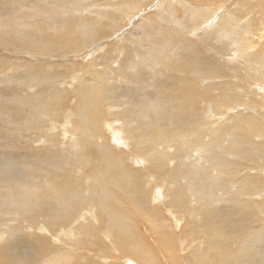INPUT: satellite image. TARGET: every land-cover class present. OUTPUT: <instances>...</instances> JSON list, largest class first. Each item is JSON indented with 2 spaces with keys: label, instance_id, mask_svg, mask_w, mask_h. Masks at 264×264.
<instances>
[{
  "label": "bare ground",
  "instance_id": "6f19581e",
  "mask_svg": "<svg viewBox=\"0 0 264 264\" xmlns=\"http://www.w3.org/2000/svg\"><path fill=\"white\" fill-rule=\"evenodd\" d=\"M25 1L30 5L29 7L38 9V11L42 10L40 6L37 8L36 0ZM74 1L45 0L48 4L52 2L55 8L45 10L46 15L44 17L54 18L59 22L56 27L59 33L57 34L55 31L54 33L52 32V35L60 37V43H66L65 45L58 46L59 41L57 39L52 40L49 44L42 45L40 43L38 45L36 43L33 44L32 40H22L21 48L32 56L41 54L40 57L43 56L48 59L50 58L48 56L49 53H57L59 50L65 53H69L68 51L77 53L81 52L83 48L89 47L90 44L93 47L97 46L100 48L102 46L99 40L103 39L101 36L104 35L102 29L106 27L104 24L119 22L115 16V21H111L114 12H118L120 13L118 16L121 19L125 18L129 23L127 35L131 37L132 47L125 50V44L122 47L123 45L120 43L122 41L115 40L117 43L113 46L115 52L112 56L114 57L110 59L108 64L100 63L101 69L94 72V77L98 79L100 76L98 73L105 71V74L108 75L105 82L108 83L112 79L117 81L118 79L119 85L113 86L115 89H111V84L99 95L93 97L99 90L96 88L92 92H88L89 84L86 82L87 79L81 77L77 81L76 89L73 91L75 102L81 112L78 115V123L72 121L67 131V135L71 139L69 145L78 149V151L72 153L77 154L75 158H77L78 167L76 164H71L69 158H67L68 160L59 159L56 160V163L66 162L68 167L70 166L67 169H71V174L68 175L67 170L55 172L48 169L44 161L37 165L34 164L38 160H42L41 158L34 157L27 160V154L21 153V162L32 163L35 161L33 163L34 166L28 173L29 177L28 175L25 176L22 188H15L18 186L17 179L21 178L18 175L19 173L15 172L16 170H9L8 168V175L0 176L3 188V195L0 194L2 197L1 201H6L10 204L14 203L18 213L21 215V219L29 220L30 223L32 221L31 216L33 217L35 211L44 212L47 207V213H50L45 215V223L42 229L46 227L55 228L62 223L66 224V217L69 214L74 217L79 209L84 208L89 202L96 209L97 214L91 212L88 216L89 218L83 217L81 224L78 223L76 232L81 238L78 237L76 244L80 248L87 249L89 252L96 250L100 254H105L107 247L102 244L104 241L100 243L105 238L110 243V246L119 253V256L115 257L116 259L128 256L136 262L138 260L141 264H152L145 242L140 244V239L135 235L138 228L136 227V230L133 224L131 226L127 222L131 218L127 219L128 217L126 216L127 221L124 219L127 207L125 208V202L118 197V194L119 191L123 192L122 195L128 201L129 197L133 199L134 196H138V198L130 200V202L132 201L131 205L139 206L147 212L148 208L146 209L144 206L145 200L140 201L141 188H138V186H142V174L155 173V181L157 184H161L164 192V195H162L163 199L158 196L157 201L161 200L160 202H163L165 199L170 206L175 204L176 198L171 199L167 194L170 188L169 183L173 182L178 195L185 198V201H188L189 198L191 205L185 204V207H188L189 210L193 211L190 208L195 205V202L200 200L199 204L202 205L203 210L199 216L197 215L200 219L196 220L193 226H199L202 230H209L211 234L221 236L222 241L219 242L221 244H225L224 238H226L225 252L231 250L229 245L233 243V240L225 236L233 230L234 221H238V218H240V221L255 219L259 213L264 214V210H262L264 206L259 197L261 195L264 196V155L261 156L259 154L262 148L264 152V143L258 142L259 146L257 147L246 145L241 147L240 144H244V142L234 136L229 137V135L224 134L228 129H232L238 126L240 122L248 120L252 126L251 130L264 135V122L259 119L260 117L264 119V109L260 110L258 116H250L244 113L245 105H254L256 103L249 87L241 82L233 83L238 85V87H234V85L230 87L221 73L211 72L209 71L210 65H203L205 56H202L200 52L192 47L195 46V39H197L203 43V46H201L202 51L204 53L210 52L209 55L213 58L239 54L245 63L254 69L252 74L261 82L264 80V76L260 75L262 67V70H264V50L260 53V59L245 57L246 50L252 49L255 45L251 39L253 34L251 30L253 29L251 26L252 22L236 18L233 14L234 12L227 9L225 12L223 10V14L214 12L213 5L216 3L222 5L221 0H153L149 11L145 10L149 8L148 6L146 8L143 7L149 0H114V2L108 3L109 8H105L112 11L103 10L101 6H98L96 11L99 15L92 13L91 16L82 15V9L90 11L94 7L93 5L92 7L80 4L77 6ZM220 5H216V7ZM153 6H156V11L150 14L149 12ZM210 7L213 8V12ZM139 15H141L140 18ZM71 20L73 21L71 22ZM100 22L102 25L99 24ZM71 24L75 27L69 29L67 26ZM1 27L3 25L0 23ZM66 31H68L67 34L65 33ZM197 32L198 35H195ZM180 34L184 40L186 39L184 42L179 40ZM71 35L72 37H69ZM213 35L215 37H212ZM6 36L10 37L9 34H6ZM65 37L69 39H65ZM104 38L107 40L105 36ZM212 38L215 40L213 42L209 41ZM158 40L161 41L157 42ZM1 41L2 39H0V43ZM143 41L145 43H142ZM28 42H31L37 48L36 52L31 51L27 47ZM180 42L184 46L178 51ZM227 49L229 53H225ZM182 50L187 53V60L184 64L179 60V54ZM167 51L170 54H167ZM40 57L36 56L34 60H40ZM128 57L129 60L126 65L120 63L119 59L124 61ZM168 57H173L174 60L169 67L167 65L169 63ZM114 63L116 64L115 66H113ZM52 64H47L42 69L44 72L42 76H40L41 73L32 75L30 70L26 72L17 70V75L14 79L20 80L22 85L17 87L16 93H12L11 99L2 98L4 103L0 102V110L7 112V116L4 119L5 122H14L15 135H19L23 124L26 127L30 126L28 131H34L35 135L32 138L24 135L19 137L18 140H26L24 145L30 148L37 141L41 142L40 145H42L38 147L43 148L45 143L51 144L52 147L56 146L53 150L59 156L61 152L57 147L63 144V138L61 140L56 138L42 124L44 116L53 118L61 111V106L55 99L62 100L60 94L65 92L63 88H59L60 84L53 86L52 89H49L50 86H47V84V87L40 86V83H45L51 79L53 83L59 80L64 81L61 76L66 73L51 72L47 75ZM92 64V62H89V65ZM138 66L137 78L135 76ZM168 70L171 71L167 76ZM174 71H179V73L174 75ZM132 76H134V79L131 83H133L134 88L130 92L129 86L126 83L122 86V83L131 81L129 77ZM11 78L12 76L7 75L5 80H11ZM73 78L76 79L74 73ZM99 78L101 79V77ZM246 80L249 82L251 79ZM200 81L206 83H199ZM24 86L26 89H24ZM40 87L41 92H38ZM183 88L187 92L186 96L182 91ZM26 90L32 91V93L28 94ZM262 90L264 93V84ZM21 91H25L24 94L20 93ZM213 91L217 92L213 93ZM42 93H48L49 97L41 96ZM107 93L109 95H106ZM193 96H197V103L200 105L202 114L208 106L210 107L212 115L207 117L211 118L209 122L201 121L199 117L193 114L190 107H185L182 100L188 101ZM104 102H107V104ZM102 103L105 105L109 103V106L110 104L113 106L112 111L108 110L109 106H107L109 108L106 110V107L103 109V111H107L106 114L110 117L114 116L111 121L116 124H110L109 129L102 121L104 119L101 111V107L104 106ZM227 103L231 104V106ZM54 107H58L56 111H54ZM228 107H233L236 112L229 114L227 112ZM177 113L180 114V118L176 117L174 119V125L169 126L166 124ZM220 115H223V119L227 118L223 124L220 122V118H222ZM98 118L101 120L99 121ZM121 125H124L122 132L119 130ZM79 128H82V132L78 133L76 137L75 131ZM107 131L109 133L112 131L116 134L113 135L116 143L124 142V150L118 149L115 144L113 146L110 145V136L106 134ZM209 131H211V134ZM218 132L224 136L223 139H220ZM113 136L111 135V138ZM228 141L230 142L229 146ZM65 144L68 143L65 142ZM11 146V149H14L15 145ZM52 147L47 149L51 150ZM90 147L92 149H88ZM12 152L14 151H8V154ZM136 154L144 159H135L137 157ZM54 158L56 157L54 156ZM240 158H243L242 162L238 161ZM110 159L115 161L112 162ZM134 159L135 162L138 160L137 164H140L139 166H134L132 163ZM128 160H131V162L127 163ZM200 161H203V163L199 167ZM81 162L92 163V165L88 167L81 166ZM166 164H171L169 170H163ZM178 164L182 168H179ZM207 165L209 167H205ZM11 168H13L12 165ZM152 168L155 170H151ZM184 168L185 170L183 171ZM75 169H78L76 176L73 175ZM185 171L191 172L189 177L186 174L183 175ZM33 173L36 176L31 175ZM41 174L44 177L43 181L36 183L33 178ZM61 178L63 179L60 180ZM134 178H138L141 181L137 182ZM13 179L16 180L11 181ZM182 180H186V185L189 187L187 190V192L189 191V196L183 190ZM203 180L210 182L206 185L217 189L216 199L212 202H201L202 196L198 195L199 193L196 190L197 183ZM9 181L11 182L9 183ZM133 182L138 186H132ZM218 200L222 204H219ZM177 202V207H182V201L177 199ZM71 209H75V212L72 213ZM193 212L196 213V211ZM6 213V211L3 213L0 208V221H5L6 217L4 218L3 214ZM154 213L153 215H156ZM147 214L146 216H149ZM103 217L110 234L107 233L108 236L103 238H97V235H95L99 242L97 243L92 239V236L96 234L94 232L98 229V223L103 220ZM151 218L149 216L146 219L153 224ZM18 219V217H15L13 220L18 223ZM16 227H5L4 234H0V246L4 244L8 236L6 232L13 234ZM7 229L9 230L7 231ZM47 231L42 230L40 232L46 233ZM67 232L68 230L63 232L64 236H66ZM70 233L74 235L72 234L73 232ZM163 234L165 236L164 240H166L164 241V246H167L169 239L165 233ZM247 234L251 238L250 246L255 253L244 258V254H240L230 264H264V223L253 225ZM205 236L208 238L207 234ZM36 237L39 240L45 236L36 235ZM155 239L159 241L158 237H155ZM88 240L92 242L88 243ZM43 242L46 243L47 241L43 240ZM206 243L209 245L208 247L206 246V249L209 247H211L210 249H218V247L212 246L217 242L208 241ZM14 246L10 245L9 249L17 248V246ZM199 248V245L198 247L197 245L193 247L190 245V251L186 255L179 257L178 254L172 253L169 256L174 264H182V262L184 264H211V262L206 261L207 254L201 258L195 257V254H197L195 252ZM130 249H132V252H129ZM139 253L143 255V258H141ZM144 254H148L149 258L145 257ZM29 260L22 257L19 262L25 264ZM223 262L226 261H219L220 264Z\"/></svg>",
  "mask_w": 264,
  "mask_h": 264
},
{
  "label": "rangeland",
  "instance_id": "374dc122",
  "mask_svg": "<svg viewBox=\"0 0 264 264\" xmlns=\"http://www.w3.org/2000/svg\"><path fill=\"white\" fill-rule=\"evenodd\" d=\"M111 1L114 2V0H75L74 2L77 4V6L80 4V5H85V6L87 5V7L88 6L92 7L93 5L94 7L92 9L90 8L91 9L90 11H84L82 9V12H83L82 15L91 16L92 13L99 15V13H97L96 11V7L98 6H101L103 10L112 11L111 9H105V8H109L108 3H112ZM152 1L153 0H149L148 3L143 6L145 8L147 6L149 7V8H146L145 10L147 11L150 10ZM221 3L222 5H220V3H216L213 5L215 9L214 12L223 14V10L225 12L227 9V10L233 11L234 12L233 14L236 16V18L247 20V22L249 21L252 22L251 26L253 29L251 30L253 34L251 35V39L254 41L255 45L252 49L246 50L245 57L260 59L261 57L260 53L262 50H264V0H221ZM35 4L38 5L37 8L39 6L42 7V10L38 11V9L29 7L30 5L25 0H0V23L3 25V27L0 28V31H1L0 39H2L0 43V102H3V99H9L12 96V93H16L17 87L22 85V82L20 80L14 79V77L17 75V70L25 71V72L30 70V72L32 71L31 72L32 75L41 73L40 76H42L44 74L42 69H44L47 66V64H52L53 62L47 75H49L51 72H60L61 74L66 73L61 76L64 79V81L59 80L58 82L53 83V80L50 77L51 80L46 81L45 83H40V86L42 87L50 86L49 89H52L53 86H57L58 84H60L59 88L60 89L63 88L65 92H62L60 94V96L62 97V100L55 99L56 102L59 103V106H61V111H59V113L53 118L44 116L42 124L44 125V127L48 129L49 132H52L56 136V138H60V140L63 138V140L64 139L66 140L65 141L62 140L63 144H60V146L57 147L59 148L58 150L61 152L59 156H57L53 150L54 148H56V146L52 147L51 144L45 143V147L40 148L42 146L40 145L41 142L36 141L35 143L32 144L31 146L32 148L31 147L29 148L27 145H24L26 143V140L24 139L18 140V139L22 135L32 138L35 135L34 131H30V130L28 131L30 126L28 125V127H26V125L23 124V127L19 135H15L14 133L15 130L13 128L15 127L14 122L13 121L5 122L4 119L7 116V112L0 110V176L2 175L7 176L10 169L16 170L15 172L17 174L19 173L18 175L21 177L20 179H17L18 186L15 187L16 189L22 188V186L24 185L23 182H24L25 176H27L28 173H30V170L33 168L34 164L37 165L43 161L46 162L47 168L50 170H53L55 172H62L64 170H67L68 175L71 174V169H67L70 166L68 167V164L66 162L61 161V162L56 163V160H59V159L68 160L67 158H69V162L71 164L77 165L76 163L77 158H75L77 154H72V153L75 151H78V149L72 148L69 145L71 139L67 135V131L70 128L71 122L76 121L78 123V115L81 112V109L78 107L77 103L75 102V97L73 96V93H74L73 91L76 89L77 81L80 80L81 77L84 79H87L86 82L89 84V87L87 88L89 90L88 92L90 91L92 92L94 89L97 88V90L99 91L96 94H94L93 97L99 95L103 90L107 89L108 86H110L111 84H112L111 89H115L113 86L119 85L118 79L117 81H115V79H112L107 83L105 81L108 75L105 74V71L103 73L102 72L98 73L101 79L99 77L98 79H96L94 77V72L101 69L100 68L101 66H99L101 65L100 63L108 64L110 59L114 57L112 56V54L115 52L113 46L116 45L117 40L123 42V43L120 42L121 45H123L122 47H124V44H125V47H124L125 50H128L130 47H132V43L130 40L131 37L127 35L129 31L128 21L125 18L121 19L118 16V14L120 13L113 11L114 14L112 15L111 21H115L114 20V16H115L119 22L115 24H111V23L104 24L106 27L102 29L104 35L101 37H103V39L99 40V43L102 47L100 48L97 46L93 47V45L91 46L90 44L89 47H85L82 49L81 52H77V53H73L70 51H68L69 53H65L59 50L57 53H49L48 54V56L50 57L49 59L44 58L43 56L40 57L41 54H35L32 56L28 52H26L25 49L23 50V48H21L22 46L20 44L22 43L21 42L22 40H28V41L32 40L33 44L36 43L38 45L40 43L42 45V44H49V42H51L52 40L57 39L59 41L58 46L66 44V43L61 44L60 43L61 38L52 35L55 31H56L55 33L57 34L59 33L58 29H56V27L59 25V22L54 18L44 17V15H46L45 10H48L49 8H55L53 3L50 2V4H48L45 2V0H36ZM216 5H220V6L216 7ZM210 8L213 12V8L212 7ZM155 11H156V6H153L149 13L153 14L155 13ZM141 15H139V18ZM72 21L73 20H71V22ZM162 23L164 22L162 21ZM99 24L102 25L101 22ZM67 27L69 29H72L75 26L71 24ZM65 33L67 34L68 31H66ZM6 34H9L10 37L6 36ZM115 34H117V36H115ZM195 35H198V32ZM104 36L106 37L107 40H105ZM179 36H180L179 37L180 41L184 42L186 40V39L185 40L183 39L181 34ZM69 37H72V35ZM212 37H215V36L213 35ZM65 39H69V38L65 37ZM212 39H210L209 41L213 42L215 40L214 38ZM195 40H196V44L192 48L200 52L202 56H205L203 65L204 66L210 65L209 71L221 73V75L224 76V79L226 80L227 84L230 87H232L236 82H241L245 86L249 87L254 97L253 99L256 101V103L254 105H245V108L243 111L244 113H247L250 116H258L260 110L264 109V93L262 90L264 80L260 82L255 78V76L252 74V70L254 71V69L248 66V64L245 63L244 59L241 58L239 54L225 55L222 58H219V57L213 58L212 56L209 55L210 52L204 53L202 51L201 46H203V43L199 42L197 39ZM160 41L161 40H158L157 42H160ZM182 42H180L179 44L178 51L184 46ZM142 43H145V41H143ZM27 47L33 52L37 51V48L34 45H32L31 42L27 43ZM227 50L225 51V53L226 52L229 53V50L228 51ZM166 53L170 54L169 51H167ZM36 56L40 57V60H34V57ZM168 58H169L168 60L169 63L167 65L169 67L174 62V60H173V57H168ZM128 60H129V57L126 58L124 61L119 59L120 63L121 64L123 63V65H126ZM179 60L182 64L186 62L187 53L185 50L180 51ZM89 62H92L93 64L89 65ZM115 65L116 64L114 63L113 66ZM262 68L260 71V75L264 76V70H262ZM170 71L171 70L167 71L168 72L167 76ZM138 72H139V66L137 67V74L135 76L137 78H138ZM73 73L76 79L73 78ZM178 73L179 71H174V75H177ZM7 75L12 76L11 80H5ZM129 78L131 79V81L123 82L122 86L124 85V83H126L129 86V90L131 92L132 88H134L133 83H131L133 82L134 76L129 77ZM246 79H251V80L248 82ZM215 80H218V79H215ZM199 83L204 84L206 82L200 81ZM25 86H24V89H26L27 87ZM234 87H238V85H234ZM182 91L184 92L186 96L187 92L185 91V88H183ZM24 92L25 91H21L20 93L24 94ZM26 92H28V94L32 93V91H29V90H26ZM38 92H41V87L38 88ZM215 92L217 91H213V93ZM106 95H109V94L107 93ZM41 96L49 97V94L42 93ZM197 100H198L197 96H193L188 101L185 99L182 101L184 102L186 108L190 107L193 114L199 117L201 121L207 123L211 119L207 117L209 115H212V113L210 112V107L208 106L207 109L202 114L200 105L197 103ZM104 103L107 104V102H104ZM227 104L231 106V104L229 103ZM103 105L104 106L101 107V111L104 116V119L102 121L104 125H106V127L109 129L110 124H116L114 121H111L114 118V116L110 117L109 115L106 114L107 111H103V109L106 107L105 108L106 110L107 108L110 107L108 110L112 111L113 106L112 104H110L109 106V103L108 105H105V104ZM58 107H54V111H56ZM234 111L236 112V110H234L233 107H228L227 112L229 114ZM220 116H222V118H220L221 119L220 122L221 124H223L225 122V119L227 118L223 119V115H220ZM176 117L180 118V114L177 113L176 115H174L172 120L171 121L168 120L166 124H168L169 126H173L174 119ZM115 119H118V118H115ZM259 119L264 122V119H262V117H260ZM100 120L101 119H99V121ZM251 127L252 126L250 125V122L248 120H244L240 122L238 126L232 129H228L227 132L223 134L224 135L227 134L229 135V137L234 136L237 139H240L242 142H244V144H240L241 147L243 145L257 147L259 146V143H264V135H261L259 132L251 130ZM123 128H124V125H121V127L119 128L120 132L123 131ZM81 132H82V128L76 129L75 131L76 137L78 136V133H81ZM110 132L111 133H109L108 131L106 132V134L107 135L109 134L110 136V141H109L110 145L113 146V144H115L118 149L124 150L123 148L124 142L116 143V141H114L115 136H113L116 134L113 133L112 131ZM170 132H176V131H170ZM209 133L211 134V131H209ZM218 134H219L220 139L224 138V136L221 133L218 132ZM111 135L113 136L112 138H111ZM207 136H210V135H207ZM191 139H193V137H191ZM65 142L68 144H65ZM87 142L89 143V141ZM11 145H15L14 149H11L12 148ZM229 145H230V142L228 141V146ZM51 147H52L51 150L47 149ZM88 149H92V147ZM8 151H14V152H12L11 154H8ZM21 153L27 154L26 155L27 160L32 159L34 157L41 158L42 160H38V162L34 161L35 163L34 162L32 163L21 162V156H22ZM259 154L261 156L264 155L263 148L259 152ZM54 156L56 158H54ZM136 156L137 157L135 159L143 158L137 154ZM135 159L132 161V163L134 164L135 167H137L140 164H137L138 160H136L135 162ZM110 161L114 162L115 160L110 159ZM238 161L242 162L243 158H240ZM130 162L131 160L127 161V163H130ZM202 163L203 161L202 162L200 161L199 167ZM11 165L13 168H11ZM90 165H92V163L87 164L86 162H81V166L88 167ZM170 165L171 164H166L163 170H169ZM177 166L179 168H182L180 164H178ZM205 167H209V165ZM151 170H155V169L152 168ZM184 170L185 168L183 169V171ZM76 172H78V169H75L73 171V175L76 176L77 175ZM21 173L23 174V176ZM185 174L187 175V177H189L190 176L189 174H191V172L185 171L183 175ZM31 175L36 176V174L34 173ZM42 176L43 175L41 174L38 177H34L33 179L35 180L36 183H39V181L40 182L43 181L44 177ZM142 177H143L142 186H138L135 182H133L132 186H138V188H141V193L139 195V198H140V201H142L143 199L145 200L144 206L146 209L148 208L147 212L141 209L139 206L131 205L132 201L130 202V200L138 198V196H134L133 199L129 197V201H128V199L124 195H122L123 192L119 191L118 197H120L121 200L125 202L124 204L125 208L127 207L126 208L127 213L125 212L126 215L124 214L125 216L124 219L126 220L127 217H128L127 219L131 218L129 221L127 220L126 221L129 222L131 226L133 224L134 225L133 227H135L136 230L138 228V230L135 232V235L140 239V244L145 242V246L148 248L147 250H149V257L151 258L150 261L152 264H174L169 255L172 253H176L179 255V257H182V255H186L187 253H189L190 245H192V247L196 245L198 247L199 245L200 247L198 250L199 252L198 251L195 252L197 253L195 254V257L198 256L201 258L203 256H206L207 254L208 257H206L207 258L206 261L211 262V264H220L219 261L221 260L226 261L223 263L230 264L234 262L240 256V254H244L243 255V258H244V257H248L251 254L255 253L252 250L253 248H251L250 246L251 238L247 233L250 232L253 225H261L264 223V214L259 213V215H257L255 219L240 221V218H238V221H234L233 227H232L233 230L230 229L232 230L231 233L225 236L233 240V243L229 245L231 250L225 252L224 247L226 246V238H224L225 244H221L219 243L220 241H222L221 236L213 235L210 233L209 230L207 231H205L204 229L202 230V228L199 226H196V227L193 226L194 225L193 223H195L196 220L198 221L200 219V217L198 218L197 215L199 216L203 210L202 205L199 204L200 200L195 202V205L192 208H190V209H193V211H196V213L193 212L192 210H189L188 207H185V204H187L188 206L191 205L189 203L190 202L189 198H188V201H185V198L179 196L177 189L175 188L173 182H170L169 183L170 188L167 194L169 195V198L171 199L176 198L175 204H171L170 206L167 200L165 199L163 202H160L161 200L157 201L158 196H161L160 198L163 199L162 195H164V192H163V188L161 184H157L155 181V173L142 174ZM62 179L63 178H61L60 180ZM134 179L137 182L141 181L138 178H134ZM15 180L16 179H13L11 181H15ZM11 181H9V183ZM209 183H210L209 181H204V180L202 182L197 183L196 190L199 193L198 195L202 196L201 202H212L213 200L216 199L217 189H213L212 186L206 185ZM1 184L2 183L0 181V194L3 195V188ZM181 185L183 187L184 192H186L187 196H189V191L187 192L189 187H187L186 185V180H182ZM259 197H260V200L262 201L261 203L264 206V196L261 195ZM177 199L182 201L181 203L182 207L180 206L177 207L176 205L178 204ZM1 200H2V197L0 195V202H1L0 208L2 209L3 213L5 211L7 213L3 214L4 218L6 217L5 221L3 220L0 221V225H2L0 226V234L2 235L4 234L6 226H9L10 228H13V227L15 228L17 225V227L15 230V233L13 234H8V232H6L8 236L4 244L0 246V264H22L19 262V259H22V257H24L25 259H30L25 264H141L140 262H138V260L136 262L132 260L131 257H128V256H125L122 259L115 258L116 256H119L118 255L119 253H117V251L114 250V248L110 246V243L107 241V239L103 238L105 236L107 237L108 234H110L107 229L108 227L107 224L104 223L105 221L104 217H103V220L100 223H98L99 227L94 232L96 234L92 236V239L95 242L99 243L97 238L98 237L103 238V240L100 241V243L104 241L102 244H105V246L107 247V251L104 252L105 254L103 253L100 254L96 250L89 252L87 249L80 248V246L76 244L78 237L81 238L79 234L76 232L78 223L81 224V220H83V217L89 218L88 216L91 214V212L96 213V209L92 207L89 202L84 208L79 209V211L76 213L77 216L74 215L73 217V215L69 214L66 217L67 218L66 224L62 223V224H58L55 228L46 227L42 229V226L45 223L44 222L46 218L45 215L50 213V212L47 213V207L44 209V212H41L39 210L35 211V214L33 215V217L31 216L32 221L30 223L29 220L21 219V215L18 213V210L16 209V206L14 203L10 204V203H7L6 201H1ZM218 201H219V204H222L220 200ZM32 207L34 206L32 205ZM155 208L156 210H154ZM144 211L145 213H143ZM71 212L72 213L75 212V209H71ZM153 213L156 214L157 216L153 215ZM146 214L152 217L151 221L153 222V224H151L150 220L146 219L147 217H149V216H146ZM15 217L19 218L18 223L16 222V220H13ZM40 229L46 230V231L48 229V231L46 233H41L40 231L42 230ZM8 230L9 229H7V231ZM66 230H68V232L66 236H64L63 232ZM70 232H73L72 234L74 235H71ZM161 232L165 233V235L169 239V244L167 246H164V241L166 240H164L165 236H163L164 235L163 233L162 235H160ZM203 233L205 235L207 234L208 238H206V236ZM243 233L247 235H244ZM36 235L45 236V237H42L41 239L38 240ZM95 235H97V238ZM155 237H158L159 241L156 240ZM43 240H46L47 242L44 243ZM99 240L101 239L99 238ZM190 240L192 243L190 242ZM208 241L217 242L221 246L215 243L212 246L218 247V249H210L211 247L206 249V246L207 247L209 246L206 243ZM87 242L89 243L92 241L88 240ZM247 243H249V245H247ZM10 245H15L17 246V248L14 246L15 247L14 249H9ZM129 252H132V249H130ZM139 254L141 255V258H143V255L141 253ZM31 255H33L32 258H31ZM147 255L148 254H144L145 257L149 258ZM182 264H184V262H182Z\"/></svg>",
  "mask_w": 264,
  "mask_h": 264
}]
</instances>
